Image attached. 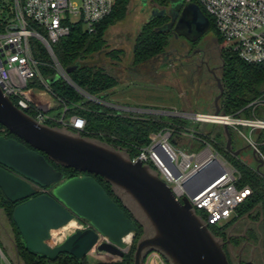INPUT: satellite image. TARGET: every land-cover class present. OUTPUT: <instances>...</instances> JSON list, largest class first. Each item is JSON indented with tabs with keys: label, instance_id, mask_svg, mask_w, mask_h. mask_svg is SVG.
<instances>
[{
	"label": "water",
	"instance_id": "1",
	"mask_svg": "<svg viewBox=\"0 0 264 264\" xmlns=\"http://www.w3.org/2000/svg\"><path fill=\"white\" fill-rule=\"evenodd\" d=\"M145 0H141L143 3ZM183 0H170L173 10ZM152 9L148 19L160 17ZM194 42L209 28L207 18L194 3H184L177 21V36ZM159 30H168L163 26ZM176 37V35L174 34ZM75 66L64 69L65 74ZM58 80L52 77L49 85ZM217 95L212 101V113L219 112L217 101L222 94L218 79H214ZM79 92V91H78ZM80 93V92H79ZM0 127L11 137L0 135V193L13 204L10 219L24 249L34 255L53 259L66 254L80 260L92 249L121 258L124 253L122 239L132 234V220L114 203L90 176L100 177L111 192L124 204L129 201L147 225L135 243L132 264H143L147 254L160 255L167 264H228L222 251L223 242L214 237L190 208L186 197L177 201L171 191L148 167L130 162L127 153L101 142L81 137L64 129L37 124L18 110L0 92ZM224 149L236 156L238 150L230 148V135L221 126ZM255 170L262 167L260 159L251 151ZM51 163V164H50ZM53 165L72 169L80 174L70 178ZM263 177V173H261ZM212 179H191L186 190L193 196ZM38 189H49L38 193ZM73 219L85 221L88 228L74 231L56 246L47 242L52 230L61 228Z\"/></svg>",
	"mask_w": 264,
	"mask_h": 264
},
{
	"label": "built area",
	"instance_id": "2",
	"mask_svg": "<svg viewBox=\"0 0 264 264\" xmlns=\"http://www.w3.org/2000/svg\"><path fill=\"white\" fill-rule=\"evenodd\" d=\"M116 0H1L6 7L4 18L0 17V92L14 107L31 117L37 124L59 125L71 133L82 132L84 121L79 116H48L53 108L54 96L38 67L46 65L52 77L76 89L64 69L56 61L51 45L68 33L72 24L78 23L91 33L94 26L106 17ZM194 3L201 13L211 21L214 32L225 43V51L234 54L248 65L264 62V0H183ZM206 17V18H207ZM207 18V20H208ZM209 22V20H208ZM34 39L43 48L48 62L44 64L32 58L29 40ZM40 86L30 85L32 81ZM99 100V99H98ZM97 100V101H98ZM100 105L121 115L140 118L168 116L185 119L191 124L226 126L240 138L262 162L264 180V101H253L246 107L254 109L259 116L239 117L235 114L184 113L120 107L99 100ZM96 103V102H95ZM251 110V112H252ZM254 133H263L260 142ZM193 140L196 145L189 152L176 150L173 142ZM211 139L199 138L194 130L165 125L148 136L147 142L135 153H127L130 162H139L151 170L179 201L186 197L190 208L208 226L220 225L229 220L249 191L246 187L236 188V170L218 153ZM200 174L201 179L216 178L193 196L186 187L191 179ZM43 193L44 189H38ZM40 192V193H41ZM69 230L82 231L88 228L85 221L73 219ZM66 228V227H65ZM70 232V233H71ZM49 239L51 234L49 233ZM61 242V241H60ZM59 242V243H60ZM57 243V244H59ZM48 244V243H47ZM52 247V246H50ZM96 250L92 248L90 251ZM97 251V250H96ZM125 251V250H124ZM99 252V251H98ZM156 255V253H154ZM110 256V255H109ZM116 260L118 259L115 256ZM0 264H11L0 250Z\"/></svg>",
	"mask_w": 264,
	"mask_h": 264
},
{
	"label": "trees",
	"instance_id": "3",
	"mask_svg": "<svg viewBox=\"0 0 264 264\" xmlns=\"http://www.w3.org/2000/svg\"><path fill=\"white\" fill-rule=\"evenodd\" d=\"M169 1L150 0L154 6L159 8L165 7ZM127 2L128 0H116L110 13L94 26L91 33L85 32L80 24L75 23L69 27L68 33L65 36L51 45L52 54L63 69L75 66L74 70L67 74V76L76 89L60 80L49 84V88L55 98L53 108L64 109V117L74 115L83 119L84 127L79 134L81 137L135 153L138 148L146 144L148 136L151 133L168 124L181 128V121L177 119L165 121L161 117L140 118L117 114L98 103L85 99L79 94V92H82L94 100L99 99L103 101L106 97V92L116 85V73L110 71L106 64L109 63L110 66L115 65V67H118L123 52L122 50L107 48L105 32L108 27L125 16ZM0 5H3V3L1 4V0ZM2 10L3 12H0V17L4 18L5 16L3 15L6 12V7L2 6ZM208 20V30L213 29L209 18ZM163 22L164 18H154L142 23L134 36H132L129 45L132 68L144 70L153 67L154 64L158 63L160 58L170 56L176 60L179 57L178 55L176 58L174 57L176 52L173 50L171 44L175 43L174 39L176 38L172 36L169 30H159ZM28 43L32 58L46 63L47 56L42 46L34 39H30ZM189 45H192V43ZM221 58L222 66L218 74V80L222 88V94L217 102L219 112L223 114H235L239 117H249L251 109L246 106L253 101L264 100V62L248 65L239 61L234 54L229 52H225ZM38 72L46 80L52 78L51 70L45 65L39 66ZM32 84L40 87L35 80L30 85ZM26 115L29 117L33 116L30 112H26ZM48 125L49 127L56 128L52 123ZM207 126L208 124H196L193 127L194 135L202 139H218L216 150L238 173V179L235 183L236 188L246 187L249 191L244 200L234 208L232 217L223 226L214 225L207 228L214 237H217L222 232L224 233L225 229L229 225H232V223L245 219L253 225L252 227H255V224L258 225L257 227L262 237L261 242L264 246V180L260 173L261 171L260 169L256 171L243 166L236 160V157L225 151L224 136L220 126L212 124ZM0 130L2 133L7 134L1 127ZM228 132L231 135L229 130ZM7 135L11 137L9 134ZM262 137L263 133L253 134V138L257 141H261ZM52 166L64 178L80 175L72 169H64L53 164ZM90 176L103 189L104 193L124 212L125 216L132 220L135 227L132 233L133 238H139L142 234L141 226L133 220L129 211L114 196L109 185L98 176ZM13 206L0 193V212L10 225L13 247L16 248L17 257L24 264H87L85 258L76 260L66 254H59L53 259H47L27 252L10 219ZM252 227L245 231L243 237L229 239V244H235L236 241L243 242V240L254 243L258 235H256V230ZM163 261L167 264L164 259ZM100 264H132V253L129 251L123 254L115 262Z\"/></svg>",
	"mask_w": 264,
	"mask_h": 264
},
{
	"label": "rangeland",
	"instance_id": "4",
	"mask_svg": "<svg viewBox=\"0 0 264 264\" xmlns=\"http://www.w3.org/2000/svg\"><path fill=\"white\" fill-rule=\"evenodd\" d=\"M146 3L150 7H154L150 0H146ZM144 12L141 0H128L125 16L108 27L105 32L107 48L122 50L123 54L118 67H115V65L110 66L109 63H105L110 71L116 73L117 83L106 92V97L103 101L112 105L128 108L184 113H212V101L217 95L214 79H218V74L222 66L221 56L226 52L224 50L225 43L221 41L212 28L205 32L203 36L192 45H189L188 41L184 38L177 37L174 39L175 43H171L173 50L176 52L174 57L176 58L177 55L179 56L176 60L172 59L170 56H166V58H160L158 63L154 64L153 67H144L147 68L144 70L132 68L129 45L132 36H134L140 25L146 20V14H144ZM198 57L202 58L205 66L194 69V67L190 65V60ZM47 62L44 64H47ZM79 94L89 101L100 103L98 99L94 100L92 97H88L82 92ZM53 105H55V103H53ZM256 110H259L261 113L262 106L259 104L258 107H255L249 117L259 116L255 114ZM47 114L50 117L57 118L61 116L62 109L53 108ZM161 119L165 121L176 120L168 116H161ZM179 121H181V128L183 129H193L196 125L191 124L185 119ZM53 126H56L57 129H61L59 125L55 123H53ZM0 135H3L1 130ZM230 136L232 151H239L238 154L234 156L236 160L243 166L255 170L256 164L252 159L251 149L232 132ZM211 140L214 142V147L217 149L216 145H218V139ZM192 145H196V142L193 140H182L173 144L176 150L183 152L191 151L193 149V147H191ZM260 171V173H263L262 168H260ZM48 191L49 189H44V192ZM40 192L41 191L38 193ZM124 204L134 218L141 223L143 229H146L147 225L136 208L126 199ZM225 223L226 222L217 226H223ZM252 226L253 225H251L249 221L241 219L229 225L225 231H229L228 236L238 238L243 237L245 231ZM257 226L258 225L255 224V227L252 228L256 230V235H261ZM70 232L68 227L50 231L51 239L48 240V245L56 246L57 243L72 233ZM137 240L138 238H133L132 235V242L123 254L129 251L133 254ZM261 240H258V244H256L259 245V248H254L253 250L250 248H241L242 241H236L235 244L231 245L232 257L235 258L237 255H240L241 262L250 261L252 264H264V246ZM12 242L13 238L10 225L0 212V250L11 264H24L17 257L16 248L13 247ZM226 257H228V255L225 256V258ZM84 258L87 264L117 261L114 257L112 258L108 254L96 250L89 251ZM227 259H229L230 264H235V261L233 259L230 260V257ZM143 264L165 263L160 255H154V253L151 252L146 255Z\"/></svg>",
	"mask_w": 264,
	"mask_h": 264
},
{
	"label": "flooded vegetation",
	"instance_id": "5",
	"mask_svg": "<svg viewBox=\"0 0 264 264\" xmlns=\"http://www.w3.org/2000/svg\"><path fill=\"white\" fill-rule=\"evenodd\" d=\"M142 4H143V10L145 11L144 14H146V20H145V22H148V21H150V20H152L154 18H164V22H163L162 26L164 28H167L174 38L182 37V38H184L185 40L188 41L187 38L193 36L194 32L192 30V27H191V29L187 30V32H186L187 33V36H177V32L175 31V28H177V21H178L179 16H180V11H181V8L184 5V2H182L180 5H178V4L175 5V7L173 8V10L170 8L169 3L165 7H160V8L159 7H156V6L150 7L146 3V0ZM152 9H156L155 15L156 14H159L161 11H163V13H162V15L160 17H152V18L148 19L149 16H150V13H151V10ZM207 31H205V32H207ZM174 34L176 35V37L174 36ZM203 34L201 36H199L197 38V40H195L194 42L188 41V44L195 43L196 41H198L203 36ZM190 63H191L190 65H192L194 67V69L195 68L198 69L199 67H204L205 66L204 61L200 57L195 58V59L194 58L191 59L190 60ZM1 136H4L6 138L8 137V135L5 134V133H3V135H1ZM228 232L229 231H225L224 233L222 232L220 235L217 236L224 243L222 248H223V251L225 253V256L228 255V257H230V260L233 259L235 261V264H252V262H250V261H248V262H241L240 255H237L235 258L232 257V254H231V248L232 247L229 244V239H232L233 237L228 236L229 235ZM258 238H257V240L254 243H250L249 241L243 240L242 245H241V248H250L251 250H253L254 248H259V245H256V244H258V240H261V235H258ZM228 257H226V261H227L228 264H230L229 263V259H227Z\"/></svg>",
	"mask_w": 264,
	"mask_h": 264
},
{
	"label": "bare ground",
	"instance_id": "6",
	"mask_svg": "<svg viewBox=\"0 0 264 264\" xmlns=\"http://www.w3.org/2000/svg\"><path fill=\"white\" fill-rule=\"evenodd\" d=\"M72 222H68L66 223L64 226H62L61 228H64V227H68V226H71ZM122 242L124 244V250H127L132 242V234H128L126 237H124L122 239Z\"/></svg>",
	"mask_w": 264,
	"mask_h": 264
}]
</instances>
